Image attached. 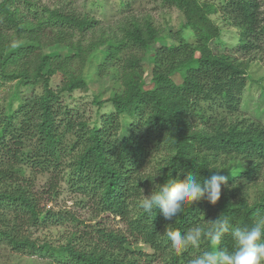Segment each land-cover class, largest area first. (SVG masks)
I'll return each instance as SVG.
<instances>
[{
    "label": "trees",
    "instance_id": "trees-1",
    "mask_svg": "<svg viewBox=\"0 0 264 264\" xmlns=\"http://www.w3.org/2000/svg\"><path fill=\"white\" fill-rule=\"evenodd\" d=\"M155 1L182 14L192 42L178 31L169 43L131 12L135 0L121 3L129 13L108 30L88 15L0 0V84H41L32 100L15 91L0 110V246L42 264H188L214 246L202 238L177 252L166 230L208 228L219 217L250 227L264 217V124L240 112L249 62L264 56V0ZM214 16L237 30L239 58L212 49L220 36ZM46 48L65 53L51 56ZM143 51L151 53L148 81ZM91 62L118 89L95 102L110 103L112 112L92 127L61 101L86 91L83 68ZM213 171L227 178L214 205L201 198L173 220L139 207L156 184L188 172L208 179ZM40 178L46 181L38 189ZM62 185L87 201L95 219L118 218L124 229L56 211ZM251 186L257 193L249 201ZM50 226L69 227L62 243L33 238V229ZM219 247L233 249L230 233Z\"/></svg>",
    "mask_w": 264,
    "mask_h": 264
},
{
    "label": "rangeland",
    "instance_id": "rangeland-1",
    "mask_svg": "<svg viewBox=\"0 0 264 264\" xmlns=\"http://www.w3.org/2000/svg\"><path fill=\"white\" fill-rule=\"evenodd\" d=\"M36 2L39 6H47L52 9H60L63 12L74 13L76 15H88L94 17L102 27L108 30V27L120 25L123 15H127L129 12L121 10V3L129 0H30ZM210 1L213 3H220L222 0H201ZM136 14L138 18H148L153 25L160 31V36H166L169 43L173 42V35L176 32H180L181 35L189 42L193 41L189 30L182 28V14L175 8H167L160 5L155 0H135V4L131 10ZM216 25L220 29V36L217 41L211 44L214 52L225 53L240 57L238 50V36L237 30L233 27L226 25L221 18L216 16L212 17ZM117 30V29H116ZM60 48H46L44 50L48 55L64 54ZM137 53V52H136ZM140 58L143 62L142 67L144 69V75L148 81L151 71V53L139 52ZM74 69L78 68V63L74 66ZM83 74L86 77L87 89L86 91H75L71 94L62 95L63 106L77 112L78 116H82L88 122L90 127L97 124L104 114H110L112 112L111 104L104 103L101 106L96 105V101L106 102L116 89L114 81L109 75L100 77L97 75V65L95 63H87L83 68ZM176 83L180 82V78L176 76L174 78ZM59 80L54 78L51 82L52 86L58 85ZM17 91L18 94L25 100H32L34 96H38L41 93V84L37 85L33 90L27 87H16V83H3L0 84V110L7 103V99L10 98L13 92ZM17 106V102H14L13 108ZM240 112L246 118L253 121L264 124V56L257 54L252 57L249 62L248 78L246 80V87L242 95V101L240 106ZM46 181V178H40L37 183V188L41 189ZM249 201H252L257 193L256 187H249L246 191ZM52 205L56 211H70L74 213L82 222L86 221V224H94L98 222L107 229H119L123 230L124 225L118 218H107L106 216L95 219V214L92 208L89 206L86 200L78 197L74 193L70 192L65 185L60 188L59 196L52 202ZM69 227H46L33 229V238H36L39 242H48L53 245H57L63 242V235ZM0 264H42L41 262L30 258L27 255L17 254L12 252L6 246H0Z\"/></svg>",
    "mask_w": 264,
    "mask_h": 264
},
{
    "label": "clouds",
    "instance_id": "clouds-1",
    "mask_svg": "<svg viewBox=\"0 0 264 264\" xmlns=\"http://www.w3.org/2000/svg\"><path fill=\"white\" fill-rule=\"evenodd\" d=\"M227 178L220 171H213L208 179L198 178L195 172H188L183 180L156 184L147 196L139 201V207L146 213L159 209L166 220H173L186 204L206 198L216 204L221 198L222 185ZM230 233L234 241L232 250L219 247L224 234ZM171 247L179 252L189 245H199L202 238L214 246L192 258L188 264H264V217L257 219L250 227L230 225L227 218L211 221V227H194L182 233L179 230L165 231Z\"/></svg>",
    "mask_w": 264,
    "mask_h": 264
}]
</instances>
